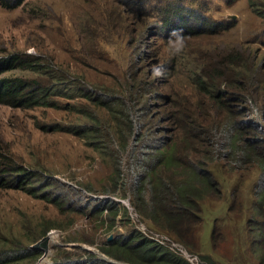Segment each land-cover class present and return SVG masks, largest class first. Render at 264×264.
Wrapping results in <instances>:
<instances>
[{
	"label": "rangeland",
	"instance_id": "obj_1",
	"mask_svg": "<svg viewBox=\"0 0 264 264\" xmlns=\"http://www.w3.org/2000/svg\"><path fill=\"white\" fill-rule=\"evenodd\" d=\"M263 2L24 0L14 8L0 4V58L38 57L105 96L99 97L103 104L98 106L66 93L54 98L58 103L53 107L0 104V158L36 175L26 186H33L34 192L0 187V255L17 250L24 254L49 237L47 248L37 249L41 256L26 264L85 260L86 253L110 262L113 259L100 250L110 237L141 229L151 233L148 229L155 227L137 215L132 201V172L138 159L142 152L176 140L178 154L188 161L182 150L191 153V135L206 142L237 119L243 103L236 100L242 79L236 59H251L264 79ZM251 3L257 5L253 8ZM168 5L174 6L169 14ZM174 8L186 13L179 18ZM185 24L190 33L179 29ZM177 47L182 49L179 53ZM83 57H90L89 67L80 70ZM8 75L42 83L47 78L23 70ZM126 81L135 87L133 116L128 115L127 102L119 107L112 101ZM68 105L74 106L72 111L64 109ZM73 111L95 114V138L83 137L80 131L91 129V122ZM69 126L71 132L64 129ZM137 135L144 138L135 144ZM127 142L131 147L123 151L122 143ZM213 169L222 196L202 202L197 254L212 255L218 264H260L263 252L257 251V234L248 223L257 213L260 170L240 168L228 158L216 161ZM234 201L235 212L230 213ZM112 202L122 207L123 216L114 219L107 207ZM215 227L219 233L213 243Z\"/></svg>",
	"mask_w": 264,
	"mask_h": 264
},
{
	"label": "trees",
	"instance_id": "obj_2",
	"mask_svg": "<svg viewBox=\"0 0 264 264\" xmlns=\"http://www.w3.org/2000/svg\"><path fill=\"white\" fill-rule=\"evenodd\" d=\"M10 1V0H7ZM24 0H14V4H0L5 7H18ZM257 3H251L255 7ZM264 5V2H263ZM177 6V5H176ZM179 6V5H178ZM174 7V6H172ZM172 7L168 5L165 13ZM177 9V8H174ZM259 10V9H258ZM264 10V9H263ZM174 11V10H173ZM184 8H178L175 12L181 18L186 13ZM148 14V13H147ZM172 20V19H171ZM169 22H172V21ZM186 34L190 33L188 25L179 28ZM82 54V53H81ZM90 57H83L80 70L89 67ZM234 60V59H233ZM240 63L241 80L238 81L237 89L240 94L236 97L238 102H242L237 114V119L233 124H228L222 128V132L203 142L195 135H191L192 147L189 150H182L188 155L187 159L178 154V143L173 141L164 144L157 149L142 152L139 162L132 172L134 183L131 189L133 195V205L139 217L150 222L152 230L171 236L176 241L182 242L192 253H199L201 243V230L203 225V206L205 199L222 196V185L213 169V164L219 159L228 158L233 164L240 168L257 167L260 170V182L256 190L257 213L255 217L249 218L250 230L257 234L254 240L258 252H263L260 264H264V79L259 73L260 67L251 59L245 60L243 57L237 58ZM43 63L38 57L29 54H13L0 58V104L14 108H36L41 106L53 107L58 101L57 96L64 97L65 93L70 98L81 97L87 99L93 106L103 104L102 97L95 88L89 87L78 79H72L65 75L55 65ZM73 66H69L71 71ZM15 70L31 72L38 76H47L42 81L26 76H9ZM84 74L86 75V71ZM87 79L86 76L82 77ZM135 87L126 81L115 91L112 98L113 104L123 107V102L131 106L128 113L133 116L134 107L133 91ZM209 94L218 98L213 89H208ZM96 95V96H95ZM73 105H68L65 110L72 111ZM231 110V108H230ZM84 114L91 122V129L86 127L80 132L84 138H95V114L91 112ZM260 118L263 121H259ZM132 123L133 119H129ZM191 124V128L195 127ZM133 132L132 126L129 127ZM71 132L72 127H65ZM75 133L77 131H74ZM135 144L141 137L137 135ZM230 136V137H229ZM229 137V138H228ZM229 139L226 145L225 141ZM123 151L130 148V143H122ZM227 151L226 155L223 152ZM136 153V150L135 152ZM187 158V157H186ZM35 173L30 169L19 168L7 158H0V187L4 189L16 188L27 189L34 192V187H26L35 180ZM118 188V185H117ZM237 200V199H236ZM238 201V200H237ZM230 213L235 212L236 202L231 204ZM108 211L117 219L122 210L117 203L112 202L107 205ZM215 227L212 235V242L216 240ZM100 250L122 264H191L187 259L178 253L159 245L146 235L135 230L129 235H121L107 242ZM19 253V254H17ZM15 254H17L15 256ZM87 258L75 261L62 259L57 264H116L108 262L98 257L94 253H86ZM41 252L30 249L22 254L20 250L14 253L0 255V264H26L25 261L37 260ZM203 264H218L212 255L200 256Z\"/></svg>",
	"mask_w": 264,
	"mask_h": 264
},
{
	"label": "built area",
	"instance_id": "obj_3",
	"mask_svg": "<svg viewBox=\"0 0 264 264\" xmlns=\"http://www.w3.org/2000/svg\"><path fill=\"white\" fill-rule=\"evenodd\" d=\"M155 241L159 242L160 244L170 248L171 250L175 251L179 255L186 258L191 264H203L200 258L197 255L191 254L188 252L181 244L173 241L172 239L158 233H152L150 236Z\"/></svg>",
	"mask_w": 264,
	"mask_h": 264
},
{
	"label": "clouds",
	"instance_id": "obj_4",
	"mask_svg": "<svg viewBox=\"0 0 264 264\" xmlns=\"http://www.w3.org/2000/svg\"><path fill=\"white\" fill-rule=\"evenodd\" d=\"M181 50H182V49L179 48V47H177V49H176L177 53H179ZM137 215H138V214H137ZM148 230H149V231H152V232H151V233H148V232H145L143 229H141V232H143V233L146 235V237H148L149 239L155 241L154 239H152V238L150 237V236L152 235V233L162 234V235H164V236H166V237L172 239L173 241H175V242L181 244V245H182V246H183L188 252H190L191 254L197 255V256L200 258V260L202 261L201 257H200L198 254L192 253L187 247H185V245H183V244H182L181 242H179V241H176V240L173 239L171 236L166 235V234H164V233L156 232V231H154V230H152V229H148ZM155 242L158 243L159 245H161V246H163V247L169 249L170 251L176 253L175 251H173V250H171L170 248H168V247H166V246L160 244L159 242H157V241H155ZM33 249H34V248H33ZM36 250H37V249H36ZM185 259H186V258H185ZM110 262H113V263H116V264L119 263V262H115L114 260H112V261H110ZM202 262H203V261H202ZM120 264H122V263H120Z\"/></svg>",
	"mask_w": 264,
	"mask_h": 264
},
{
	"label": "water",
	"instance_id": "obj_5",
	"mask_svg": "<svg viewBox=\"0 0 264 264\" xmlns=\"http://www.w3.org/2000/svg\"><path fill=\"white\" fill-rule=\"evenodd\" d=\"M114 238L113 237H110V241H112ZM49 241V237H45L42 241H41V243H38L37 245H34L33 246V248L34 249H38L39 247H45V248H47V245H48V242ZM117 264H120V263H117Z\"/></svg>",
	"mask_w": 264,
	"mask_h": 264
},
{
	"label": "bare ground",
	"instance_id": "obj_6",
	"mask_svg": "<svg viewBox=\"0 0 264 264\" xmlns=\"http://www.w3.org/2000/svg\"><path fill=\"white\" fill-rule=\"evenodd\" d=\"M50 240V239H49ZM49 242V241H48Z\"/></svg>",
	"mask_w": 264,
	"mask_h": 264
}]
</instances>
